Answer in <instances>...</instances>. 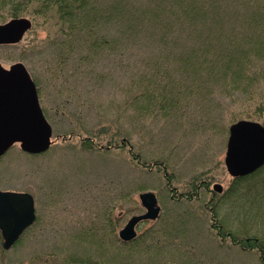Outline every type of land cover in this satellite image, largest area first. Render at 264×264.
Here are the masks:
<instances>
[{"label": "rangeland", "instance_id": "1", "mask_svg": "<svg viewBox=\"0 0 264 264\" xmlns=\"http://www.w3.org/2000/svg\"><path fill=\"white\" fill-rule=\"evenodd\" d=\"M25 18L31 28L18 43L0 45V65L25 67L52 135L44 153L15 143L0 156V190L29 193L35 207L34 224L10 249L0 233V264H262L256 250L216 227L264 240V169L235 183L224 164L228 127L261 123L255 105L239 93L205 101L192 94L167 118L156 108L141 113L144 99L130 104L136 79H117L101 61L81 68L91 79L70 62L50 70L57 28ZM256 87L264 94V62ZM148 191L160 215L140 222L122 248L118 232L144 212L138 196Z\"/></svg>", "mask_w": 264, "mask_h": 264}, {"label": "trees", "instance_id": "2", "mask_svg": "<svg viewBox=\"0 0 264 264\" xmlns=\"http://www.w3.org/2000/svg\"><path fill=\"white\" fill-rule=\"evenodd\" d=\"M22 17L56 26L46 53L50 70L70 62L79 74L101 61L117 79H136L130 104L144 99L141 113L156 108L153 114L167 118L192 94L205 101L239 93L264 125V94L253 88L264 62V0H0V23ZM216 227L264 264L262 237ZM75 260L62 264L83 262Z\"/></svg>", "mask_w": 264, "mask_h": 264}, {"label": "water", "instance_id": "3", "mask_svg": "<svg viewBox=\"0 0 264 264\" xmlns=\"http://www.w3.org/2000/svg\"><path fill=\"white\" fill-rule=\"evenodd\" d=\"M31 28L25 17L0 24V45L18 43ZM52 130L39 106L34 82L21 63L4 69L0 65V156L14 143L29 154H41L51 144ZM224 164L233 178L253 173L264 165V125L238 120L228 127ZM213 189L220 191L218 185ZM142 214L134 215L119 230L118 237L129 242L136 237V225L156 220L160 207L153 192L138 196ZM35 220L33 198L29 193L0 190V233L2 248L8 250Z\"/></svg>", "mask_w": 264, "mask_h": 264}, {"label": "flooded vegetation", "instance_id": "4", "mask_svg": "<svg viewBox=\"0 0 264 264\" xmlns=\"http://www.w3.org/2000/svg\"><path fill=\"white\" fill-rule=\"evenodd\" d=\"M30 227H31V226H30ZM30 227L26 228V230H28ZM26 230H25V231H26ZM25 231H24V232H25Z\"/></svg>", "mask_w": 264, "mask_h": 264}]
</instances>
